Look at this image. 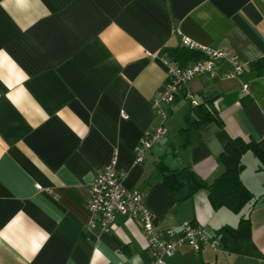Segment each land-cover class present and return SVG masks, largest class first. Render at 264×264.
I'll use <instances>...</instances> for the list:
<instances>
[{
  "label": "crops",
  "instance_id": "crops-1",
  "mask_svg": "<svg viewBox=\"0 0 264 264\" xmlns=\"http://www.w3.org/2000/svg\"><path fill=\"white\" fill-rule=\"evenodd\" d=\"M263 33L264 0H0V264H151L137 220L118 216L107 232L88 225L91 183L113 154L158 227L192 221L212 239L250 220L240 254L181 247L164 264H264V170L253 154L240 174L253 198L238 214L213 208L190 179H217L230 139L264 137V76L249 68L264 61ZM183 39L236 54L245 72L192 80L161 119L152 109L161 59ZM186 96L211 101L219 122L183 132ZM160 123L167 135L136 163L133 147ZM182 169L170 190L163 171Z\"/></svg>",
  "mask_w": 264,
  "mask_h": 264
},
{
  "label": "built area",
  "instance_id": "built-area-1",
  "mask_svg": "<svg viewBox=\"0 0 264 264\" xmlns=\"http://www.w3.org/2000/svg\"><path fill=\"white\" fill-rule=\"evenodd\" d=\"M181 44L188 50L200 53L203 59L188 67L179 66L167 57L161 59L166 67V80L152 99V109L161 119L167 115L165 107L171 106L192 80L203 76L210 79H235L245 72V64L236 54L200 46L188 39H183ZM222 64L228 65L227 71L219 70ZM242 89L248 92L249 87L244 84ZM186 97L192 105H197L192 97ZM121 116L123 119L127 118L123 113ZM166 135L167 129L162 123L144 133L133 147L135 162H144L147 151ZM124 176L123 172L117 170L116 154H113L109 163L93 179L87 205L90 214L88 225L91 229L107 232L114 226L118 216L137 220L152 255L151 264H164V259L174 256L181 247H189L197 253L203 246L214 249L220 246L219 237L210 239L192 221H185L177 227L162 228L155 225L151 211L143 202L142 193L137 189L124 188Z\"/></svg>",
  "mask_w": 264,
  "mask_h": 264
},
{
  "label": "trees",
  "instance_id": "trees-1",
  "mask_svg": "<svg viewBox=\"0 0 264 264\" xmlns=\"http://www.w3.org/2000/svg\"><path fill=\"white\" fill-rule=\"evenodd\" d=\"M171 61L179 66L185 65L188 61H199L203 56L192 50L179 47L166 51ZM250 70L257 76H264V61L252 62ZM209 122H219L216 111L211 101H207L196 106H192L191 112L185 117V127L183 132L197 128ZM247 152L253 154L258 160V168L264 170V137L260 141L244 140L242 138H232L224 146L219 162L223 167V173L211 184H205L196 180L190 173L191 190H205L208 200L213 208H226L238 214L253 198V195L245 188L240 180V174L244 169L242 157ZM187 169L180 171H163V182L172 191L181 187L179 177L183 173H188ZM220 241V248L234 254H240L243 244L251 241V223L248 217H240L237 226H222L217 233Z\"/></svg>",
  "mask_w": 264,
  "mask_h": 264
}]
</instances>
